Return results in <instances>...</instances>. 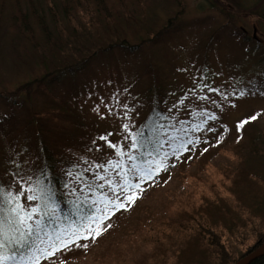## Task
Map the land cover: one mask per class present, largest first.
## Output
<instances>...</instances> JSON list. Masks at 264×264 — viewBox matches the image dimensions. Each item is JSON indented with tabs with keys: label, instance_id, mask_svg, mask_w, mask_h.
<instances>
[{
	"label": "rangeland",
	"instance_id": "rangeland-1",
	"mask_svg": "<svg viewBox=\"0 0 264 264\" xmlns=\"http://www.w3.org/2000/svg\"><path fill=\"white\" fill-rule=\"evenodd\" d=\"M178 1L158 0L145 19H141L137 31H127V37L130 42L137 43L150 30H153L149 34L152 36L166 25L169 17L183 8V13L176 21L182 26L180 30L172 28L170 35L164 33L157 43H146L134 53L118 48L99 52L97 59H92L94 69L92 67L85 74L62 78L57 87L53 86L55 89L48 94V98L60 105L62 98L71 101L82 111L76 115L80 123L91 127L92 133L101 135L107 132L113 141L126 147L129 143L124 139L126 132H134L151 109V100L148 99V94L152 93L150 89H155L156 84L160 87L168 84L165 88L169 91L165 96L169 94V103L175 101L178 105L173 106V110L179 108V114L187 117L199 130L190 129L185 137H190L189 145L184 146L175 157L169 153L170 158L163 165L155 156L149 161L155 165L154 174L159 172V175H155L154 179L149 178L142 185V190L137 192L139 198L128 210L117 211L112 216L109 221L111 227L103 233V236L109 237L107 241H87L89 246L86 248L73 246L71 250L59 252L58 258L37 261L36 264H154L150 257L142 258L141 246L132 245L134 237L138 239L146 231L141 232L143 229L139 226L145 222L144 216L160 221L161 228L168 232L170 224L183 223V219L187 218L179 216V210L182 212L200 207L206 200L220 199L231 194L230 181L224 170L229 165H235L238 150L247 153L242 143L248 140L247 131H254L257 126L264 127V95L239 96L241 91L253 93V87L264 92V0ZM116 39L115 34L106 36L105 41L94 35L92 41L84 44L89 47L87 50L83 44L76 43L70 44L68 50L65 47L67 51L63 52L64 55L54 54L66 59L77 57V60L79 56L94 50L98 44L106 45L108 41ZM48 53L52 59L54 54L50 51ZM49 61L53 63V60ZM6 71L1 75L2 93L12 92L21 84L42 76L46 69L42 61H33L29 68L25 66L19 72H14L16 74ZM208 87L218 91H208ZM43 99L32 86L25 88L17 97H0V118L8 114L20 115L18 106L22 102L42 107ZM94 108L98 110L94 111ZM166 108L167 105L164 111ZM25 115L21 114L24 131L13 134L19 144L13 162L27 176L34 171V155L29 150L33 149L31 142L35 135L26 124ZM213 116L215 119H209ZM253 116L257 118L251 120ZM245 118L249 120L244 125L246 132L236 133L238 125ZM15 121L17 117L13 122L8 121L6 127H11ZM124 124H129V129L125 130L122 127ZM2 128H5L4 125ZM86 131H76L74 136L78 138ZM240 143L241 147L238 146ZM71 146L75 151L79 150L77 153L86 151L83 144ZM208 148L211 149L208 155H201ZM74 150H70L72 156L76 155ZM103 151L107 154H103ZM32 152L37 153V150ZM86 153L92 156L91 163H95L96 159H103V156L114 152L107 149L100 140L98 147ZM186 158L192 160L181 166ZM250 163L254 165L252 160ZM161 167L166 170L160 171ZM117 172L123 173L122 170L113 169L103 176L118 180ZM18 174L20 176V172ZM10 176L8 171L1 179L12 181ZM160 179L169 182L164 184ZM74 193L79 194L78 191ZM241 195L245 196L243 193ZM184 225L192 226L188 222ZM256 241V237L247 240L240 253L246 252ZM80 243L85 241L81 240ZM146 249L150 250L151 247ZM170 263H174V259Z\"/></svg>",
	"mask_w": 264,
	"mask_h": 264
},
{
	"label": "trees",
	"instance_id": "trees-1",
	"mask_svg": "<svg viewBox=\"0 0 264 264\" xmlns=\"http://www.w3.org/2000/svg\"><path fill=\"white\" fill-rule=\"evenodd\" d=\"M157 2L158 0H43L42 2L41 0H0V81H2V73L6 70L10 71L9 74H16L14 72H19L25 66L29 68L33 61H42L46 69L42 76L21 84L12 92L0 91V97L14 98L22 94L25 88L32 86L44 97L42 107L22 102L18 106L20 115L8 114L0 118V184L13 193L19 190V185L12 183L13 180L19 179L18 172L23 175L13 162L17 157L15 149L19 145L13 134L24 131L25 124L21 121L22 113L26 114L24 120L27 121L29 128L33 129L35 135L31 142L33 149L29 150V153L34 155V171H28L30 174L28 173L27 176L31 175L35 178L42 172L47 173L57 190L56 200L62 210L61 215L67 213L70 217L72 216V207L67 201L82 199L84 195H88L90 199L101 197L100 189L88 192L85 188L82 194L79 189L84 187V184L73 182V177L82 176L84 180L102 183V181L94 180L95 175L103 176L106 172L112 171L114 168L110 164H115L117 161L123 164V168L118 170L123 172L128 170L132 161H129L127 154L132 152V149L116 140L113 141L107 136V132L101 135L92 133L91 127L77 120L76 115L82 113L78 110L80 107L63 98L61 105L50 101L48 94L53 93L55 89L53 86L58 85L62 78L85 74L90 68L92 69L94 64L92 59H97L101 51H114L118 48L134 53L146 43H157L164 33L170 35L172 28L180 30L182 26L176 21L183 13V8L169 17L166 25L154 32L152 36H149L153 31L150 30L146 37L141 38L137 43L130 42L127 31L136 32L141 19H145L149 10L154 8ZM176 2L179 1L176 0ZM114 34L118 40L108 41L106 45L98 44L94 50L87 55L79 56L77 60V57L71 56L66 59L54 54L64 55L63 52L68 50L70 44L84 45L92 41L94 35L104 40L106 36ZM65 47L67 50L64 49ZM83 48L87 50L89 47L84 45ZM48 51L54 54L52 59ZM49 59L53 60V63ZM167 78L169 76L163 80ZM165 86L160 87L156 84L155 89H150L152 93L148 94V99L151 100V109L139 125H143L149 118L158 114L159 123L167 128V132L182 137L185 141L184 146H187L190 137L185 138L186 134L190 129L198 131L199 128L192 125L190 120L186 119L187 117L181 116L179 108L173 110V106L178 107V105L175 101L169 103L170 95L165 96L169 90L167 88L166 91ZM253 88V93L245 92V95L239 96H263L259 94L260 89ZM166 105L167 110L164 111ZM15 117L17 121L7 128L5 124L8 121L13 122ZM3 125L5 128H2ZM85 129L87 131L84 135L81 134L78 138L74 136L76 131ZM245 132V127L236 131V133ZM101 136H106L107 142L99 139ZM246 139L248 140L242 143L245 144L247 153L238 150L235 165L231 167L229 165L224 170L226 178L230 181V195L220 199L206 200L200 207L182 212L179 210V216L187 218L183 219V223L170 224L168 232L161 228L160 221L143 217L145 222L139 226L141 225L143 229L141 232L146 230L145 236L138 239L137 236L134 237L132 244L141 246L142 258L150 257L154 264H168L171 259H174V263L170 264H233L264 242V127L257 126L254 131H247ZM100 140L114 153L91 163L92 156L86 151L98 147ZM109 142L116 144L117 148L114 150L109 146ZM78 143L83 144L86 151L77 153L79 150L75 151L72 148L71 144ZM238 146L241 147V143ZM175 147L177 145L173 144L165 150L171 153L172 148ZM34 149L37 153L32 152ZM70 150H74L76 155L72 156ZM210 150L208 148L204 152L201 150L199 152L201 155H208ZM117 151L121 155H117ZM103 152L107 154L106 151ZM161 156L163 157V153ZM191 160L186 158L181 166ZM251 160L254 165L250 163ZM136 163L140 164V161ZM101 165H103L102 168ZM8 171L12 181L1 179ZM170 180H172L171 177ZM64 181L68 182V189L62 187ZM159 181L164 184L169 182L166 179ZM73 188L78 191V195L68 194ZM199 218L200 220L196 222ZM185 222L191 223L192 226L184 225ZM15 235L16 233L8 231L9 237ZM103 235L98 238L100 243L109 239L108 236ZM252 237L257 238L256 243L246 252L240 253L241 247ZM147 247L151 249L147 250ZM8 255H10V246L0 251V257ZM8 263V261L4 262V264ZM248 264H264V255L253 259Z\"/></svg>",
	"mask_w": 264,
	"mask_h": 264
},
{
	"label": "snow or ice",
	"instance_id": "snow-or-ice-1",
	"mask_svg": "<svg viewBox=\"0 0 264 264\" xmlns=\"http://www.w3.org/2000/svg\"><path fill=\"white\" fill-rule=\"evenodd\" d=\"M208 91L214 92L218 89L208 87ZM240 94L246 93L241 91ZM259 94L264 95V92ZM124 114L127 115V111ZM256 118L253 116L250 119ZM159 119L157 114L131 134L126 132L124 139L129 141L127 147L133 150L127 154L132 163L126 172H117L118 180L98 174L95 175L94 180L102 181V183L84 180L82 176L72 178L73 182L84 184V187L79 189L82 194L85 188L88 192L100 189L103 199L101 197L90 199L88 195H84L82 199L67 201L72 207L71 217L67 213L61 215L62 210L56 200L57 190L47 173L42 172L35 178L31 175H20L18 180L12 182L19 185V190L14 193L0 184V251L10 246V255L0 257V264H4L5 261L10 264H36L37 261H51L53 257L58 258L57 254L61 251L71 250L73 246L86 248L89 246L87 241H95L102 236L111 227L109 221L112 216L117 211L128 210L139 198L137 192L142 190V185L147 183L149 178L154 179L155 175H159V172L154 174L155 165L150 164L149 161L155 156L160 160V165H163L164 161L170 158L165 150L167 147L177 145L172 148L171 157H175L176 153L184 148L183 138L169 134L167 128L159 123ZM209 119H215V117H209ZM247 123L249 120L240 122L238 130ZM122 127L127 130L129 124H124ZM99 139L107 142L106 136H101ZM109 146L114 150L117 148L116 144L110 142ZM116 154L121 155L119 151ZM136 161H140V164ZM141 164L146 166L141 167ZM110 166L114 169L123 168L120 161ZM100 167L102 168L103 165ZM164 170L166 168H160V171ZM62 187L68 189V182L64 181ZM75 191V188L70 189L68 194ZM113 201L115 203H112ZM109 204H111L110 210ZM8 231L16 235L9 237ZM81 240L85 243L81 244Z\"/></svg>",
	"mask_w": 264,
	"mask_h": 264
},
{
	"label": "water",
	"instance_id": "water-1",
	"mask_svg": "<svg viewBox=\"0 0 264 264\" xmlns=\"http://www.w3.org/2000/svg\"><path fill=\"white\" fill-rule=\"evenodd\" d=\"M264 255V242L260 244L256 249L249 252L248 254L237 259L233 264H248L252 262L253 259Z\"/></svg>",
	"mask_w": 264,
	"mask_h": 264
}]
</instances>
